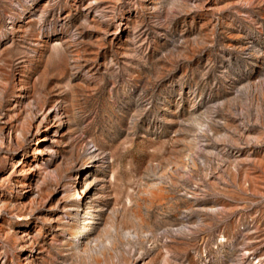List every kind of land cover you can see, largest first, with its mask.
Listing matches in <instances>:
<instances>
[{
    "label": "rangeland",
    "instance_id": "rangeland-1",
    "mask_svg": "<svg viewBox=\"0 0 264 264\" xmlns=\"http://www.w3.org/2000/svg\"><path fill=\"white\" fill-rule=\"evenodd\" d=\"M0 264H264V0H0Z\"/></svg>",
    "mask_w": 264,
    "mask_h": 264
},
{
    "label": "bare ground",
    "instance_id": "bare-ground-1",
    "mask_svg": "<svg viewBox=\"0 0 264 264\" xmlns=\"http://www.w3.org/2000/svg\"><path fill=\"white\" fill-rule=\"evenodd\" d=\"M21 97V93L17 92V95H15L12 98V102L19 101V98ZM76 183V176L74 177V182L71 184V193H74V196L69 201V206H74V211L76 214L85 212L89 208V201L86 199V197L89 195L91 189L89 188L90 182L87 179H81L79 178L78 183ZM77 203H80L77 205ZM74 228V227H73ZM73 235L75 234V229L72 231Z\"/></svg>",
    "mask_w": 264,
    "mask_h": 264
}]
</instances>
